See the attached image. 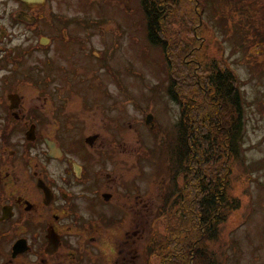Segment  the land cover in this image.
I'll list each match as a JSON object with an SVG mask.
<instances>
[{"label": "rangeland", "instance_id": "obj_1", "mask_svg": "<svg viewBox=\"0 0 264 264\" xmlns=\"http://www.w3.org/2000/svg\"><path fill=\"white\" fill-rule=\"evenodd\" d=\"M31 5L0 0V101L18 94L24 109L41 113L44 135L67 149L89 148L90 173L101 166L114 170L113 200H89V217L100 212L122 222L89 232V244L82 242L89 264H143L158 207L193 191L182 175L172 179L188 162L173 159L180 108L166 91L163 53L147 41L139 0ZM196 11V0H182L171 29L179 23L198 29L207 62L222 52L238 75L245 108L240 152L228 159L229 188L239 205L213 246L222 264H264V0H208L202 14L209 34L201 22L194 24ZM95 134L93 144L83 141ZM61 164L49 161L53 168ZM102 181L89 192L94 186L106 191ZM134 186L139 202L122 200ZM187 228L185 223L181 240L191 233Z\"/></svg>", "mask_w": 264, "mask_h": 264}, {"label": "trees", "instance_id": "obj_2", "mask_svg": "<svg viewBox=\"0 0 264 264\" xmlns=\"http://www.w3.org/2000/svg\"><path fill=\"white\" fill-rule=\"evenodd\" d=\"M196 1L199 18L194 24L201 22L210 33L202 14L208 0ZM139 4L147 41L160 48L164 56L168 70L166 91L180 108L174 126L177 137L173 159L180 164L186 160L188 165L183 164L181 171L176 169L172 179L178 180L182 175L186 188L193 190L185 200H163L158 207L143 264H222L213 244L218 240L221 224L239 205L227 178L228 159L240 152L244 133L245 108L238 75L221 51L219 56L205 60L201 46L206 40L201 45L198 29L188 30L185 23L171 29L178 21L182 0H139ZM207 166L209 172L204 170ZM183 222L191 233L181 240Z\"/></svg>", "mask_w": 264, "mask_h": 264}, {"label": "flooded vegetation", "instance_id": "obj_3", "mask_svg": "<svg viewBox=\"0 0 264 264\" xmlns=\"http://www.w3.org/2000/svg\"><path fill=\"white\" fill-rule=\"evenodd\" d=\"M41 122L39 110L24 109L18 94L0 101V264H89V247L82 245L89 244V232L122 222L100 212L89 217V200H113L114 170L90 173L89 148L62 147L40 131ZM53 159L62 164L53 168ZM102 180L106 191L94 186L89 192ZM124 196L139 202L141 193L134 186Z\"/></svg>", "mask_w": 264, "mask_h": 264}, {"label": "water", "instance_id": "obj_4", "mask_svg": "<svg viewBox=\"0 0 264 264\" xmlns=\"http://www.w3.org/2000/svg\"><path fill=\"white\" fill-rule=\"evenodd\" d=\"M22 1H24V2H26V3H28V4H39V3L42 2L43 0H22ZM42 39H46V38H43V37H42ZM14 98H15V94H13V95L10 94V95H9V99H10L11 101H13ZM151 119H152V115H151L150 113L147 114V115H146V119H145V123L148 124V123L151 121ZM95 137H96V135L88 136V137L85 138V141H86L87 143H89V145H91V144L93 143V140L95 139ZM46 142H47V145H48V147H49V149H50L51 151L56 150L55 147H54L55 145H54V142H53V141H51V140H46Z\"/></svg>", "mask_w": 264, "mask_h": 264}]
</instances>
